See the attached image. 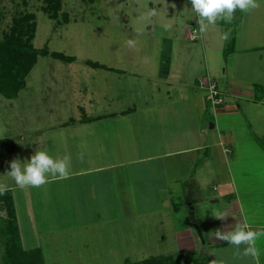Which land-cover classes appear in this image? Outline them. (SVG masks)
Listing matches in <instances>:
<instances>
[{"label":"rangeland","instance_id":"obj_1","mask_svg":"<svg viewBox=\"0 0 264 264\" xmlns=\"http://www.w3.org/2000/svg\"><path fill=\"white\" fill-rule=\"evenodd\" d=\"M257 3L259 7L248 12L237 9L231 23L220 20L201 34L190 0H63L58 20L42 11L44 0H0V39L14 18L33 13L35 47L47 46L76 57L72 64L40 57L16 99L0 95V140L5 142L0 152V184L12 190L25 249L41 248L46 264H133L152 256L176 257L181 253L180 232L195 233L201 245L196 228L215 229L222 222L216 214H223L224 204L229 206L230 201L240 202L237 217L251 229L264 223V104L255 98L234 99L227 86L232 78L249 90L253 83L264 86V50L252 51L264 46V0ZM152 8L158 16L148 21L138 18ZM63 13L68 14V23ZM195 29L198 38L191 41L186 31ZM224 32L230 33L227 41L222 39ZM128 39L136 41L134 48L126 46ZM171 42L173 46H168ZM166 53L172 54L173 71L182 74L173 81L163 77L161 61ZM87 60L123 72L94 69ZM208 79L219 83L226 106H235V111H215L206 101L208 91L200 81ZM196 92L204 103L203 115L201 105H192L193 94L199 95ZM146 103L164 108L145 114L141 109ZM169 103L173 106L168 107ZM129 108L137 113L113 120L124 127L122 133L115 132L119 147L126 145L131 158H153L125 170L132 183L130 194L128 186H123L121 201L105 179L99 187L87 177L71 178L66 189L59 184L62 189L54 193L53 184L20 188L6 175L13 159L30 160L38 149L57 158L53 144L57 146L63 137L53 127L60 122ZM176 116L175 126L180 129L171 132L169 125ZM211 124L216 127L212 129ZM188 126L196 135L195 146L182 138L170 147L175 154L155 157L164 154L171 134L181 136L180 130ZM70 132L64 135L70 138ZM196 146L201 148L182 151ZM71 159L69 172L81 162L74 154ZM191 181L198 185L189 205L185 193ZM227 186L233 189V198L221 193ZM202 194L191 218L186 204L192 209ZM0 215L3 221L6 213ZM1 243L0 237V264H4ZM257 247L259 263L264 264V237L258 239ZM187 252L200 264L214 260L255 264L250 257H236L234 246Z\"/></svg>","mask_w":264,"mask_h":264},{"label":"crops","instance_id":"obj_2","mask_svg":"<svg viewBox=\"0 0 264 264\" xmlns=\"http://www.w3.org/2000/svg\"><path fill=\"white\" fill-rule=\"evenodd\" d=\"M198 19V18H197ZM154 31V30H153ZM186 36H189V32L186 31ZM189 39V38H188ZM168 46H173V43H168ZM171 51H173L172 47L170 49ZM256 50H264V46L263 45H259L256 48H252V51L255 52ZM248 51V50H247ZM178 52V50H177ZM166 57L164 59H162L161 61V68L163 71V77L167 78L170 81H173L177 78L176 75H178L179 77H181V72L178 70L173 71V69L171 68V61H172V54H168L166 53ZM179 56V54H178ZM101 64V63H100ZM105 65V64H103ZM107 66V65H106ZM112 69H114L115 71H122V70H118L115 69L113 67H110ZM106 71H110V70H106ZM113 71V72H115ZM111 72V71H110ZM123 72V71H122ZM226 74V73H225ZM227 86L231 89V97L234 99H242L245 98L246 100L248 99H254L255 98V89H254V83L252 88L249 90L248 87L245 88L244 87V82H242L239 79H233L232 78V82L230 81ZM218 87L219 90L221 92V87L218 83ZM196 94H199L196 92ZM166 95L168 96L169 99H171V95H170V91H168L166 93ZM194 96H192L193 100H192V105L195 108H198V106L201 105V112H199V114H204V110H203V106L204 103L202 101V97L199 94L198 96H196L195 94H193ZM222 95V94H221ZM224 97V96H223ZM90 103L91 106H93L92 100L89 99L88 101ZM173 103V102H172ZM169 103L167 104L168 107H172L173 104ZM259 103L264 104V99L262 101H260ZM150 103H146L143 108L141 109V112L144 111L145 114L146 113H155V112H160L163 110L164 107H162L161 105H159L157 107L154 106L152 104V106H149ZM239 106V105H238ZM189 110L192 108L188 107ZM220 108H223L221 110V112H231V111H235L236 107L235 106H226V104H224L223 106H221ZM219 109V108H218ZM137 113V109L136 108H129L128 110L125 111H117V112H106V113H100L98 112L97 116H91V117H80V118H70V120L68 121H64V122H60L57 126H54V130L60 132V135L62 134V141L60 142L63 146L60 147V143L54 146V151L57 152L58 156L57 158H63L65 156L70 158V162H74L73 159H71V155L74 154L75 156H79L81 157L82 154V159L80 163H77L76 165H79L78 167L80 168H73L75 166L72 167L71 172H69V174L67 175V177H52L48 179V184H53L54 186V193H58V190L60 191V188L58 185L61 184L62 187H65L63 189H66V186L69 184V182L73 179L71 178H77V177H87L86 179L91 183L94 182L93 185H97L99 187L102 186L101 181L102 180H107L109 182L110 185H112V187H114V189H116V191H118V200L121 201V194L123 191V186L127 187L128 186V192L130 194L129 191V183H132L131 177L129 175L127 171V168L131 166V164L133 163H141V162H147L148 160L152 159L153 157H146V158H131L130 156V152L127 151L128 149L126 148V145H123V147H119V139L118 136L116 135L115 132H120L122 133V131L124 130V127H122L120 125L119 122L113 121L115 119H121L124 117H127L129 114H134ZM201 115V116H202ZM84 118H90V119H94V120H90V121H85L83 120ZM173 120H171V125L170 129L173 130L171 132H174V128L176 130L180 129L178 127L175 126V123H177L178 125V121H177V116L172 118ZM168 120V121H169ZM215 125V124H214ZM72 127V128H69ZM189 127V126H188ZM216 127V125H215ZM214 127V128H215ZM187 127L185 126V129ZM213 128V129H214ZM66 130H70V138L69 136L64 135V133H66ZM192 130V132H191ZM185 131V132H184ZM177 133V132H176ZM181 136L177 135L174 136V134H171V140L169 141L166 140V144L164 145L166 151H164V154H160L158 156L155 157H161L163 156H169L170 154H175V152L173 150H170V147H172L171 145H173V143H179V141H182V138H189V141L186 142V144H191L192 146L196 145V135L195 133H193V129H191L189 127L188 130H180ZM195 140V141H194ZM226 143L227 140L223 141V143ZM122 146V145H121ZM201 148V146H196L192 149H187V150H182V151H194V150H199ZM122 150V151H121ZM73 152V153H72ZM181 151H176V153H179ZM132 154V152H131ZM119 157V158H118ZM74 170V171H73ZM126 170V171H125ZM103 178V179H102ZM130 178V179H129ZM130 180V181H129ZM62 183H64L65 186L62 185ZM81 187H83L85 184L84 183H80ZM131 185V184H130ZM198 185V184H197ZM228 185V184H226ZM52 187L50 186L48 188V190H50L49 192H51ZM105 188V187H103ZM62 189V188H61ZM10 192H12V190H8ZM233 189H231L230 187H225L223 188V190H221V193L223 195H229V198H233ZM117 194V193H116ZM185 195H187V189H186V193ZM196 192L194 193L193 199L195 198ZM203 194L198 195V200L195 202V206H192V209L190 208V206L188 204H186V208L188 207L190 212V216H192L191 218H193L194 214L193 211L195 209V207H197V204L199 203V201L202 200L203 198ZM186 198V197H185ZM192 199V200H193ZM227 207H225V211L224 213L228 214V217L226 220H221L222 222L220 223H216V225H218L215 229L213 228H208L205 226L204 230L201 231L202 234V243L200 245V240L197 237V235H195V233H191L188 229V232H180L179 233V237H180V242H179V247L181 250V253H189L187 251H196V249H203V251H207V252H212L215 248L217 250L220 249H226L229 247H233L232 245L226 243V242H222V241H216L213 238V232L217 229V228H221L224 227L225 225H232L234 226L237 222H245V220L243 218L239 219L237 217V214L239 212H241V206H240V202L235 200V201H230L229 206L228 204H224ZM196 213V212H195ZM236 214V215H233ZM233 217V219L231 220L230 217ZM192 220V219H191ZM255 229L259 230V229H264V223H259L257 224V226H254ZM251 228V227H250ZM262 238V237H261ZM260 238V239H261ZM260 246V244H258ZM258 248V247H257ZM261 263V262H260ZM259 263V264H260Z\"/></svg>","mask_w":264,"mask_h":264},{"label":"trees","instance_id":"obj_3","mask_svg":"<svg viewBox=\"0 0 264 264\" xmlns=\"http://www.w3.org/2000/svg\"><path fill=\"white\" fill-rule=\"evenodd\" d=\"M94 1V0H90ZM63 0H44L42 11L52 20H58L62 10ZM63 20L68 23V14L63 13ZM37 32L36 16L25 13L14 18L9 30L0 39V95L7 100L16 99L25 87V81L39 62L40 57H51L65 64L76 61L75 56L62 52L50 51L47 46L36 48L34 40ZM88 66L94 69L115 71L114 69L87 60ZM255 100L264 99V86L254 84ZM83 120L90 121V118ZM5 145L0 140V152ZM176 210V208H175ZM4 211L6 217L0 220V237L2 239L4 264H46L41 248L25 249L21 240L16 208L10 191L0 195V212ZM1 216V215H0ZM200 264L189 253H180L175 256H152L133 264ZM207 264V263H206Z\"/></svg>","mask_w":264,"mask_h":264},{"label":"clouds","instance_id":"obj_4","mask_svg":"<svg viewBox=\"0 0 264 264\" xmlns=\"http://www.w3.org/2000/svg\"><path fill=\"white\" fill-rule=\"evenodd\" d=\"M191 10L197 16V26L201 34L208 31L211 26H215L218 21L223 20L231 23L234 13L237 9L248 12L259 7L257 0H190ZM159 15L157 9L152 8L144 11L138 17L142 21H148L152 17ZM230 38L229 32L222 34V39L227 41ZM126 46L134 48L136 41L128 39ZM148 58H145L147 62ZM82 159V154H81ZM70 158H53L45 150L38 149L30 158L21 162L19 158H15L10 162V170L6 175L10 176L20 188L36 187L39 188L48 182V177H67L69 174ZM8 191L7 185L0 184V195H4ZM217 219L226 220L227 213L216 214ZM216 241L226 242L235 247L234 255L238 258L250 257L255 264H259V249L257 241L264 237V229L253 230L247 222H237L234 226L225 225L217 228L213 233ZM244 246L241 248V246ZM212 264H219L213 261Z\"/></svg>","mask_w":264,"mask_h":264},{"label":"built area","instance_id":"obj_5","mask_svg":"<svg viewBox=\"0 0 264 264\" xmlns=\"http://www.w3.org/2000/svg\"><path fill=\"white\" fill-rule=\"evenodd\" d=\"M191 41H196L198 38V31L195 29L190 33ZM200 85L206 87V101L217 111L218 108L225 104V100L221 95V92L218 87V83L212 79L201 80Z\"/></svg>","mask_w":264,"mask_h":264},{"label":"water","instance_id":"obj_6","mask_svg":"<svg viewBox=\"0 0 264 264\" xmlns=\"http://www.w3.org/2000/svg\"><path fill=\"white\" fill-rule=\"evenodd\" d=\"M215 127L214 124H211V128L213 129ZM197 185L195 181H191L188 185H187V195H186V200L188 201L189 205H191L192 203V199L194 196V190L196 189ZM197 232L199 233L200 237H202L201 232L199 231L200 229L197 227L196 228Z\"/></svg>","mask_w":264,"mask_h":264}]
</instances>
